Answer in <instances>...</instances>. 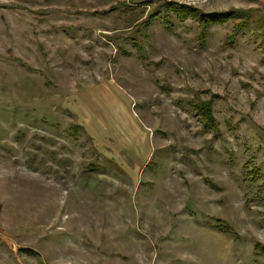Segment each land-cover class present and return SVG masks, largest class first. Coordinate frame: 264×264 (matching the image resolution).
I'll list each match as a JSON object with an SVG mask.
<instances>
[{
	"label": "rangeland",
	"instance_id": "obj_1",
	"mask_svg": "<svg viewBox=\"0 0 264 264\" xmlns=\"http://www.w3.org/2000/svg\"><path fill=\"white\" fill-rule=\"evenodd\" d=\"M263 15L0 0V264H264Z\"/></svg>",
	"mask_w": 264,
	"mask_h": 264
},
{
	"label": "trees",
	"instance_id": "obj_2",
	"mask_svg": "<svg viewBox=\"0 0 264 264\" xmlns=\"http://www.w3.org/2000/svg\"><path fill=\"white\" fill-rule=\"evenodd\" d=\"M165 9L174 10L181 17H185L187 14L193 15L198 21L197 22V27L199 30L198 38L199 41L201 42L204 41V34L206 33L209 25L219 22H225L227 20L239 19L237 22H235L232 31L228 34V39H232L238 31L247 28L248 25L247 21L248 19L251 18V16L254 13L252 8H250L249 10L232 9L228 11L204 13L198 11L195 8L187 7L185 5L177 4L175 2H167ZM158 14L159 13H156L155 15L152 14L151 19L157 17ZM257 21H258L256 22L257 25H261L262 23H264V15L260 16V18L257 19ZM262 31L260 32L258 31L257 33H259L260 35H264V32ZM194 108L196 114L201 118L204 128H210V129L217 128L216 120L212 113L211 99L194 104ZM248 174L251 176L253 180H257L258 172L256 169L250 170ZM261 186H262L261 191H264V184ZM258 247H259V243L255 241L254 248L258 249ZM260 250H261L260 252L264 254V248H261Z\"/></svg>",
	"mask_w": 264,
	"mask_h": 264
}]
</instances>
